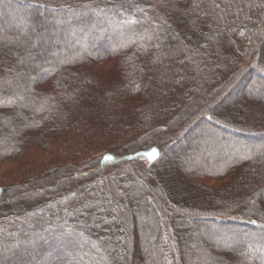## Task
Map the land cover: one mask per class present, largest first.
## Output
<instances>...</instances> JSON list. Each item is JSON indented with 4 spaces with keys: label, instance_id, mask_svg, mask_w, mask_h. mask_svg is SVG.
Here are the masks:
<instances>
[{
    "label": "trees",
    "instance_id": "obj_1",
    "mask_svg": "<svg viewBox=\"0 0 264 264\" xmlns=\"http://www.w3.org/2000/svg\"><path fill=\"white\" fill-rule=\"evenodd\" d=\"M1 172L0 264H264V0H0Z\"/></svg>",
    "mask_w": 264,
    "mask_h": 264
},
{
    "label": "rangeland",
    "instance_id": "obj_2",
    "mask_svg": "<svg viewBox=\"0 0 264 264\" xmlns=\"http://www.w3.org/2000/svg\"><path fill=\"white\" fill-rule=\"evenodd\" d=\"M53 55H54V53H53ZM177 60V59H176ZM213 64V61H208V63H207V65H209V66H211ZM257 82V78L256 77H253L250 81H249V83L250 84H254V83H256ZM251 86V85H250ZM250 86H248V87H250ZM247 90V86L245 87V85H244V87H241V88H238V90H236L235 92H234V94H236L237 96H240V95H243L242 93H245V91ZM224 99V98H223ZM222 99V100H223ZM231 99V98H230ZM233 99V98H232ZM230 101V100H229ZM228 101V103H225L224 101L223 102H221V104H219V105H221L220 107H219V112H215V113H213V115H215V116H217V117H220L221 119H225L224 118V113H225V109H227V108H229V106H231L232 105V102H233V100H231L230 102ZM227 105H228V107H227ZM229 118H227V120H228ZM229 120H231V119H229ZM234 121V120H233ZM235 122V121H234ZM204 126V127H203ZM207 128H209V130H214V126L213 125H209L208 123L207 124H200L199 126H198V128H196V129H194L193 130V132H191V133H189V135L185 138V141L183 142L182 141V143L183 144H181L180 146H176L177 148H181L183 145H184V147H185V145H187V143H190L191 144V146L192 147H194L195 146V144H196V139L198 138V135L200 134V133H202V132H206L205 131V129H207ZM216 129V128H215ZM177 138L179 137V135H177L176 136ZM169 140H173V137H171V138H168ZM252 143H253V141H252ZM176 148V149H177ZM104 153H110V154H112L111 155V157L113 156V158H119V157H121V156H123V155H125V154H123L122 153V151H120L119 149H117V147H110V148H105V149H102L101 151H98L97 153H95V154H92V155H90L89 157H91L93 160L92 161H94L99 155H102V154H104ZM122 153V154H121ZM152 153H143V154H138V155H135V156H133V157H130V159H134L133 161H132V163H131V167L134 169V171L137 173V172H145V171H148L149 170V168H150V166H151V161H152ZM192 158H193V155L192 156H190V158L188 159L189 161L190 160H192ZM91 161V162H92ZM168 160H166L165 161V159H162V162L163 163H166ZM168 163V162H167ZM169 164V163H168ZM62 167H58L56 170H60ZM82 169V166H75V171L76 172H79L80 170ZM199 169H201V168H199ZM4 172V171H3ZM3 172H1L0 173V176L2 177V174H3ZM75 172V173H76ZM46 177V176H45ZM3 179V178H2ZM1 179V180H2ZM43 180L45 179V178H42ZM37 180H41L40 178L39 179H37ZM53 180H54V178H53ZM6 182V181H5ZM4 182V183H5ZM37 182V181H36ZM38 183V182H37ZM37 183H35V184H33V189L30 187V188H28V191H26V192H22L23 193V195H22V198H24L25 200H24V202L22 203L21 201H18V203L15 205V207L17 208V211L18 212H23V211H27V210H30L32 207L34 208L35 206V208H37V207H39L38 205L39 204H36L35 202H36V199H31V198H41L40 196L42 195L41 194V192L40 191H37L36 190V186L38 185ZM149 185H152L154 182H152V180H150L149 182ZM152 183V184H151ZM216 183H218V181H210L209 182V185H214V184H216ZM262 183H264V182H262ZM43 184L45 185V186H51V185H53L51 182H50V180L48 181H43ZM36 185V186H35ZM25 196V197H24ZM13 199V196L11 197V195H9L6 199H5V202L6 201H9V200H12ZM35 203V204H34ZM68 203V202H67ZM67 203H66V200H65V202H64V205H65V208L67 209L68 207H67ZM7 204V203H6ZM33 204V205H32ZM120 204V203H119ZM116 205H118V203H117V201H116ZM153 206H156V203H155V201L153 202V204H152ZM118 206H120V205H118ZM8 206L7 205H5V208L7 209V211H11V209H9V208H7ZM125 208H127V209H129L130 207H129V205L127 206V204H125ZM0 211H1V209H0ZM148 216H151L150 214H148ZM200 221H201V219H196L195 220V222L196 223H200ZM19 224H20V222H19ZM135 236L136 237H138L139 236V234L137 233V231H135Z\"/></svg>",
    "mask_w": 264,
    "mask_h": 264
},
{
    "label": "snow or ice",
    "instance_id": "obj_3",
    "mask_svg": "<svg viewBox=\"0 0 264 264\" xmlns=\"http://www.w3.org/2000/svg\"><path fill=\"white\" fill-rule=\"evenodd\" d=\"M43 7V6H42ZM54 11V10H53ZM133 23H135V21H133ZM151 153H152V157L155 159L156 157H158L159 156V153L157 152V150L156 149H151ZM105 159H107V160H110V159H112L111 157H106Z\"/></svg>",
    "mask_w": 264,
    "mask_h": 264
}]
</instances>
